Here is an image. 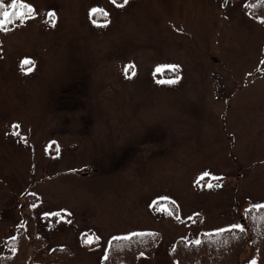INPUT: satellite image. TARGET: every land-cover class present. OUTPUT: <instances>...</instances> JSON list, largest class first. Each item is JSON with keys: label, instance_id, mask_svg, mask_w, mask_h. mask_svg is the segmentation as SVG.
<instances>
[{"label": "rangeland", "instance_id": "rangeland-1", "mask_svg": "<svg viewBox=\"0 0 264 264\" xmlns=\"http://www.w3.org/2000/svg\"><path fill=\"white\" fill-rule=\"evenodd\" d=\"M246 1L0 0V255L23 239L102 264L111 239L153 231L137 264H167L170 242L264 204V23Z\"/></svg>", "mask_w": 264, "mask_h": 264}, {"label": "trees", "instance_id": "trees-1", "mask_svg": "<svg viewBox=\"0 0 264 264\" xmlns=\"http://www.w3.org/2000/svg\"><path fill=\"white\" fill-rule=\"evenodd\" d=\"M117 1V0H115ZM244 10L264 23V0H247ZM239 226L202 232L191 238H177L165 252L167 264H262L264 261V205L249 208ZM6 242L16 245L18 236ZM24 240L13 254L0 255V264H63L60 254L66 248L49 250L48 259L41 260L20 253ZM160 239L153 231L134 232L110 240L102 264H137L141 256H154ZM43 242L38 241V245ZM37 245V244H36ZM39 248V247H38ZM154 264H160L155 262Z\"/></svg>", "mask_w": 264, "mask_h": 264}, {"label": "snow or ice", "instance_id": "snow-or-ice-1", "mask_svg": "<svg viewBox=\"0 0 264 264\" xmlns=\"http://www.w3.org/2000/svg\"><path fill=\"white\" fill-rule=\"evenodd\" d=\"M125 2H126V0H125ZM0 6H3V5L0 4ZM10 7H11L12 9H17V8H19V9H23V8L27 7V5H24V4H18V3H17V0H13L12 4L10 5ZM28 11H29V14H30L31 11H32V9L29 8ZM93 11H95V10H93ZM14 14L17 15V16H19V17H21V18H22V16H23V13H22V12L9 13L8 11H4V13H3V15H4V17H5L6 19L11 18V16L14 15ZM50 15H51V14H50ZM157 71H159V69H157ZM175 82H176L175 80L158 81V83H160V84H165V83L172 84V83H175Z\"/></svg>", "mask_w": 264, "mask_h": 264}]
</instances>
